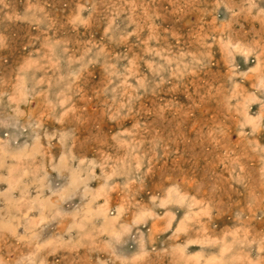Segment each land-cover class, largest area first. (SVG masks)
Instances as JSON below:
<instances>
[{
  "label": "clouds",
  "instance_id": "1",
  "mask_svg": "<svg viewBox=\"0 0 264 264\" xmlns=\"http://www.w3.org/2000/svg\"><path fill=\"white\" fill-rule=\"evenodd\" d=\"M0 264H264V0H0Z\"/></svg>",
  "mask_w": 264,
  "mask_h": 264
},
{
  "label": "rangeland",
  "instance_id": "2",
  "mask_svg": "<svg viewBox=\"0 0 264 264\" xmlns=\"http://www.w3.org/2000/svg\"><path fill=\"white\" fill-rule=\"evenodd\" d=\"M17 10H18V11L20 10V9H19V6H17ZM21 34H22V33H21ZM251 111H252V112H255V111H256V106H255V105L252 106ZM53 180H54V182H55V176H54V174H53ZM176 226H178V221H174V223H173V227H176ZM161 239H163V237H161ZM194 247H198V246H194Z\"/></svg>",
  "mask_w": 264,
  "mask_h": 264
}]
</instances>
